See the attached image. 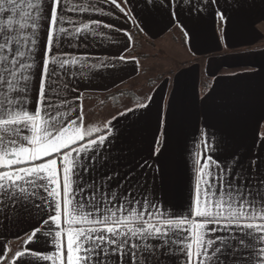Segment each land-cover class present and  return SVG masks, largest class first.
Here are the masks:
<instances>
[{
    "label": "snow or ice",
    "instance_id": "1",
    "mask_svg": "<svg viewBox=\"0 0 264 264\" xmlns=\"http://www.w3.org/2000/svg\"><path fill=\"white\" fill-rule=\"evenodd\" d=\"M138 2L179 23L175 0ZM103 3L131 16L118 0ZM203 11L228 19L220 0ZM92 12L106 14L91 0H0V264H162L177 254L183 264H264V128L223 159L221 134L216 158L194 161L187 207L165 210L155 180L170 144L167 112L149 156L134 164L113 156L120 135L111 121L96 135L85 114L77 76H100L107 62L66 48H87L113 27ZM20 232L24 247H5Z\"/></svg>",
    "mask_w": 264,
    "mask_h": 264
},
{
    "label": "crops",
    "instance_id": "2",
    "mask_svg": "<svg viewBox=\"0 0 264 264\" xmlns=\"http://www.w3.org/2000/svg\"><path fill=\"white\" fill-rule=\"evenodd\" d=\"M91 2L106 13L92 12V18L113 27L104 29L102 37L90 38L87 48H66L73 54L86 53L107 62L100 76L92 77L87 71L83 79L77 76L78 94H83L87 119L100 128L96 135H106L105 124L111 121L114 131L120 135L113 156L126 158L122 164H134L149 156L158 115L163 119L167 112L171 121L170 144L162 158V184L161 174L156 175V194L163 199L165 210L183 212L192 194L195 159L203 160L209 155L216 158L221 134L225 141L221 145L224 151L220 153L223 159L233 150H243L251 142L253 132L264 128V0H246L242 8L235 6V0H220L228 16L225 22L214 14L204 13L206 0H187L201 8L199 14L195 8L189 14L186 3L175 0V4L181 5L177 9L179 23L175 17L170 19L161 13L143 10L138 0H128L127 4L118 0L131 10V16H125L103 0ZM109 11L111 15H107ZM133 26L152 44L145 45L144 53L165 47L179 50L187 59L169 77H162L151 87L143 86L142 101L121 100L117 105H108L109 94L118 87L132 88L140 74V86L146 85L149 78L144 72L148 57L138 59L126 55L132 41L125 33ZM185 30L190 38L184 35ZM121 55L126 57L123 62L119 60ZM140 103H148L149 107L137 108ZM127 109L135 111L127 112ZM201 140L205 143L201 144ZM144 171L151 186L153 173ZM25 238L23 232L19 238L7 234L5 247L10 246L14 251L22 248ZM4 239L0 237V241ZM162 264H183V258L178 254L166 257Z\"/></svg>",
    "mask_w": 264,
    "mask_h": 264
},
{
    "label": "trees",
    "instance_id": "3",
    "mask_svg": "<svg viewBox=\"0 0 264 264\" xmlns=\"http://www.w3.org/2000/svg\"><path fill=\"white\" fill-rule=\"evenodd\" d=\"M128 35H130L132 37L131 41H132V45L130 50L128 51V53L126 54L127 57H136V58H147V54L146 53H142L141 50L143 49L142 47L140 48V45L143 44V46L145 47L146 44H149L152 46V44L150 42H148L145 38H143L140 30L138 29L137 26H133L132 30L128 33ZM140 48V49H139ZM142 53V54H141ZM164 76V73H158L157 74V78L155 77L154 79L152 78H148L146 85H139V80H142V75H139V79H137L135 81L134 86L131 87H127V86H120L118 87L116 90L112 91L108 96L111 97L110 99L113 100V103L115 105L118 104V101L121 102L122 97H129L131 96V100L132 102L137 103L139 100L142 101L143 100V86H152L154 85L158 80H160L162 77ZM156 81V82H155ZM138 82V84H137ZM141 83V82H140ZM136 86V87H135ZM139 93V94H138Z\"/></svg>",
    "mask_w": 264,
    "mask_h": 264
},
{
    "label": "rangeland",
    "instance_id": "4",
    "mask_svg": "<svg viewBox=\"0 0 264 264\" xmlns=\"http://www.w3.org/2000/svg\"><path fill=\"white\" fill-rule=\"evenodd\" d=\"M141 47L144 48L143 44L140 45V48ZM141 52L144 53L143 50H141ZM145 52L148 58L144 63L145 64L144 72L145 74H147L149 78L152 79H154L155 77L157 78L158 73H164L165 77H169V74L172 73V70H174L175 67H178L181 62H182L181 64H183V62L186 61L187 59V56L181 54V52L177 49L173 50L171 48L163 47L161 49H158L157 52L153 50L151 51L146 50ZM147 69H149L150 72ZM120 99H122L123 102H125V100L127 102H130L132 98L131 96H129V97H122ZM108 105H115L112 99L108 100Z\"/></svg>",
    "mask_w": 264,
    "mask_h": 264
}]
</instances>
